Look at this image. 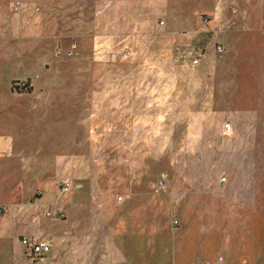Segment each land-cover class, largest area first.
<instances>
[{"label":"rangeland","instance_id":"374dc122","mask_svg":"<svg viewBox=\"0 0 264 264\" xmlns=\"http://www.w3.org/2000/svg\"><path fill=\"white\" fill-rule=\"evenodd\" d=\"M114 3L137 15L102 26L111 30L114 47L97 49L91 32L79 26L73 33L48 31L46 47L33 45L25 65L10 56L0 64V124H16L17 143L27 144L26 153L37 151L38 158L57 153L45 179L56 186L52 200L63 214L47 215L55 209L40 205L41 187L15 211L0 212V220L15 216L16 252L20 234L46 243H52V234L71 241L78 224L75 202L81 207L78 232L87 244L89 204L102 192L124 195L127 182L151 180L153 190L164 174L160 190L187 182L215 189L219 206L231 207L229 217L253 240L247 249L264 255V0ZM13 76H23L15 80L28 82L30 89L14 88L10 95ZM13 103L14 118L2 121V109ZM59 147L62 152L55 151ZM103 170H111L108 177ZM66 177L82 188L60 194ZM112 242L99 248L92 242L98 264H132L131 248L120 251ZM51 262L71 264V243Z\"/></svg>","mask_w":264,"mask_h":264},{"label":"crops","instance_id":"0c3cea01","mask_svg":"<svg viewBox=\"0 0 264 264\" xmlns=\"http://www.w3.org/2000/svg\"><path fill=\"white\" fill-rule=\"evenodd\" d=\"M115 1L118 0H0V64L8 62L10 56L25 65L30 60L33 45H46L48 31L73 33L80 30L79 26L91 32V43L97 49L114 47L111 30L105 31L102 26H111L113 18L137 16L117 6ZM53 18H56L54 22ZM12 47L16 53L8 52ZM22 77L13 76L8 80L10 95L15 96L11 81L23 80ZM2 112V121L8 120L10 114L14 118L15 104L2 109ZM16 128V124H0V212L5 208L9 214L11 209L15 211L21 205L20 200L38 187L44 190L40 205L51 206L56 212L58 202L53 201L51 195L56 192V186L45 177L48 176L49 161L57 153L52 151L50 158H38L37 151L26 153L27 144L23 141L17 143ZM55 151L62 152L63 147ZM34 162H39L40 166L33 165ZM102 173L108 177L111 170H103ZM110 183V180H105V186H110ZM127 183L123 186L129 190L124 195L104 191L100 200L93 206L89 204L87 232L90 238L87 244L84 233L78 232L82 224L79 218L81 207L75 202L77 233L73 230L71 241L52 234L51 252L45 264H53L54 253L64 254L69 242L71 264H98L97 258L92 257V242L99 248L107 241H113L112 244L120 251L124 246L130 247L132 264H200L213 261L217 256L223 257V264H256L264 259L263 254L256 255L254 247L247 249L253 240L240 233L238 219L233 221L229 217L233 209L228 206L227 211L219 206L215 189L209 191L207 187L197 188L187 182L169 184L155 192L150 188L152 180L143 185ZM95 190H101L99 185ZM132 209L136 216L130 220L128 213ZM1 230L4 233H0V253L5 257L4 264H13L16 258L19 259L17 264H21L20 238L31 235L20 234L16 252L15 216L0 220Z\"/></svg>","mask_w":264,"mask_h":264},{"label":"built area","instance_id":"2783aa9c","mask_svg":"<svg viewBox=\"0 0 264 264\" xmlns=\"http://www.w3.org/2000/svg\"><path fill=\"white\" fill-rule=\"evenodd\" d=\"M205 20L207 21L208 18L206 17ZM74 44V43H73ZM223 48L222 46H217V51L222 52ZM70 52H68V56H70ZM202 56V51L199 50L198 52L195 53L193 57V62L197 63ZM26 83L28 82H18V90H22L25 88ZM29 84V83H28ZM227 130H230L231 127L229 124L225 125ZM166 181V175H161V177L153 184L152 188L155 192H158L161 187L165 184ZM82 188V184L79 182L73 181L71 178L66 177L61 180L59 184V191L60 194H69L76 192ZM120 199V198H119ZM54 213V214H53ZM47 215L50 217L54 218H62L63 214L61 212H47ZM20 244L22 247V262L21 264H45L48 255L51 252V244L46 243L40 239H35L33 237H28V236H22L20 238ZM58 264H63V263H58ZM200 264H223V257L222 256H217V258L213 261H202Z\"/></svg>","mask_w":264,"mask_h":264},{"label":"trees","instance_id":"16d2710c","mask_svg":"<svg viewBox=\"0 0 264 264\" xmlns=\"http://www.w3.org/2000/svg\"><path fill=\"white\" fill-rule=\"evenodd\" d=\"M17 83H18L17 80H15V81L12 82V88H13V89H14V88H15V89H18V88H19ZM28 85H29V84L26 83V86H25L24 89H26V90H27V89H30Z\"/></svg>","mask_w":264,"mask_h":264}]
</instances>
